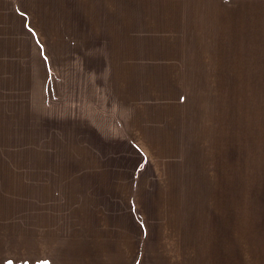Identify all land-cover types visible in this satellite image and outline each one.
Segmentation results:
<instances>
[{
  "label": "rangeland",
  "instance_id": "1",
  "mask_svg": "<svg viewBox=\"0 0 264 264\" xmlns=\"http://www.w3.org/2000/svg\"><path fill=\"white\" fill-rule=\"evenodd\" d=\"M0 1L26 11L0 21V218L50 174L264 207V46L252 42L257 63L216 51L214 4L187 21L154 0ZM235 14L237 29L258 24Z\"/></svg>",
  "mask_w": 264,
  "mask_h": 264
},
{
  "label": "crops",
  "instance_id": "2",
  "mask_svg": "<svg viewBox=\"0 0 264 264\" xmlns=\"http://www.w3.org/2000/svg\"><path fill=\"white\" fill-rule=\"evenodd\" d=\"M224 2L154 0L153 5L170 7V16H175L174 6L180 7L177 19L197 21L202 13L188 7L214 4L213 21L223 41L216 42V51L223 46L226 54H242L236 61L257 63L252 42L264 46V0H242L232 11L236 5L229 1L224 11ZM10 5L0 1V21L9 19L1 15L11 13L23 20L26 11L20 4L5 10ZM235 12L252 13L251 20L258 24L245 23L239 29L248 32H236ZM237 41L243 46H236ZM247 43L250 49L244 47ZM249 68L262 69L255 64ZM130 177L136 182L134 175ZM41 178L27 188L34 187V196H20L4 205L0 264H264V207L250 211L232 199L231 205H221V212L216 207L185 205L184 198L172 193L141 200L134 184L126 190L103 185V175Z\"/></svg>",
  "mask_w": 264,
  "mask_h": 264
}]
</instances>
